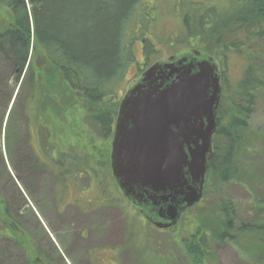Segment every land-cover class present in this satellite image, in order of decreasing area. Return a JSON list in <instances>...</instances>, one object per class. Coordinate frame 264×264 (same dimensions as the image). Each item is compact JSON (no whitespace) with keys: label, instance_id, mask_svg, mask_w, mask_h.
Listing matches in <instances>:
<instances>
[{"label":"trees","instance_id":"trees-1","mask_svg":"<svg viewBox=\"0 0 264 264\" xmlns=\"http://www.w3.org/2000/svg\"><path fill=\"white\" fill-rule=\"evenodd\" d=\"M203 1L191 4L181 35H177V41L172 36L168 41L173 54L195 50V38L213 41L214 54L199 52L219 63L223 86L214 153L202 199L213 196L215 204L183 239L189 264H215V245L224 243L240 244L249 252L264 255V132L249 123L264 96V0ZM152 4L146 0H0V7L11 19L0 29V57L11 64L15 87L21 84L5 125V152L11 161L24 135L17 128L19 112L27 123L26 133L32 124L40 130L49 118L59 117L61 97L71 106L74 98L69 96H80L92 129L103 138L113 133L118 109L106 108L105 103L117 99L128 69L134 64L139 68L129 85L164 59L150 37L155 20ZM182 45L186 47L178 50ZM35 46L42 62L37 56L33 59ZM232 52L244 55L247 62L242 77L229 89L225 66ZM9 82V78L0 76V137L14 92ZM41 134L44 139L39 134L38 138L43 146L52 144L51 132ZM36 159L40 167L57 160L52 158L46 165ZM0 169L7 170L2 150ZM243 180L253 188L254 206L252 219L240 221L228 188ZM4 212L2 223L17 233L18 221L8 210ZM15 240L29 251L28 240ZM161 262L169 264L170 260Z\"/></svg>","mask_w":264,"mask_h":264},{"label":"rangeland","instance_id":"rangeland-1","mask_svg":"<svg viewBox=\"0 0 264 264\" xmlns=\"http://www.w3.org/2000/svg\"><path fill=\"white\" fill-rule=\"evenodd\" d=\"M146 1H151L155 9L150 37L160 56L167 58L174 53L169 38L172 36L177 41V35L184 27V17L191 13V4L203 0ZM10 22L8 12L0 7V29ZM206 40L193 39V48L214 54L213 41ZM185 47L177 48L182 50ZM32 52L33 59L37 56L38 61H43L38 47L35 46ZM137 56L141 61V50ZM246 62L244 55L230 53L225 66L229 89L242 77ZM139 66L143 67V62ZM138 72L136 64L128 69L126 79L120 83L117 99L106 101V108H119L128 83ZM0 76L9 78V85L14 88L0 137V152L3 151L7 165V170L0 169V264H40L37 257L46 264H162L161 261L166 259L170 260L169 264H189L183 239L200 223L199 219L208 214L209 206L215 204L213 196L207 195L205 200L187 210L175 227L158 229L128 203L117 188L111 168L113 133L107 138L97 134L87 121L88 111L82 98L74 94V97L69 96V99L74 98L71 106L61 97L59 117L54 115L55 120L49 118L40 130L32 124L26 133L27 123L19 112L17 128L24 135L16 144L11 161L5 152V125L21 84L15 87L12 66L2 57ZM18 109L20 111L21 105ZM249 123L252 128L264 132V96L255 106ZM42 131L46 135L52 133V144L47 147L40 143L44 139ZM64 157L67 160H63ZM36 158L46 165L52 158L57 160L40 167ZM56 164L62 165L64 170L56 168ZM228 193L240 221L252 219L253 188L243 180L233 183ZM6 210L18 221L17 233L20 235L2 223ZM37 219L41 225L37 224ZM16 238L28 240L25 245L34 256L23 246L21 248ZM246 248L235 243L215 245V264H264L263 254L249 252Z\"/></svg>","mask_w":264,"mask_h":264},{"label":"water","instance_id":"water-1","mask_svg":"<svg viewBox=\"0 0 264 264\" xmlns=\"http://www.w3.org/2000/svg\"><path fill=\"white\" fill-rule=\"evenodd\" d=\"M222 93L219 63L194 50L151 65L120 101L112 174L159 229L175 227L204 196Z\"/></svg>","mask_w":264,"mask_h":264},{"label":"flooded vegetation","instance_id":"flooded-vegetation-1","mask_svg":"<svg viewBox=\"0 0 264 264\" xmlns=\"http://www.w3.org/2000/svg\"><path fill=\"white\" fill-rule=\"evenodd\" d=\"M115 127V126H114ZM113 132H114V130H113ZM54 171H56V170H54ZM56 173H57V171H56ZM62 173H64L63 175H66V171H63ZM59 175V174H58ZM66 179H67V177H66ZM65 179V180H66ZM64 180V179H63ZM128 202V201H127ZM129 203V202H128ZM58 207V206H57ZM57 207H56V209H57ZM149 208V207H148ZM137 209V208H136ZM141 213H143L144 214V211H143V209H138ZM152 210H155V209H149V211L151 212ZM157 210V209H156ZM59 212H61V210L59 211ZM156 217H154V218H158L159 216L158 215H156V213L154 214ZM145 217H146V215H145ZM151 219L153 218V217H150ZM148 219V220H150L151 221V219ZM153 222V221H152ZM154 223V222H153ZM37 224L38 225H41V222H40V220L39 219H37ZM159 229V228H158ZM169 229V228H168ZM33 242V241H32ZM31 242V243H32ZM35 248V247H34ZM29 252L31 253V255L32 256H34V252H32V251H30V249H29ZM37 261H39L40 262V264H46V263H44V261L43 260H41L40 258H38L37 257Z\"/></svg>","mask_w":264,"mask_h":264}]
</instances>
